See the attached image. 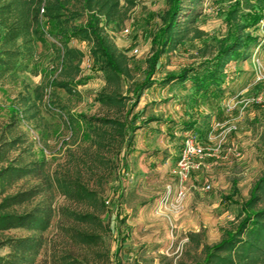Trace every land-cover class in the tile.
I'll return each mask as SVG.
<instances>
[{"label":"rangeland","instance_id":"1","mask_svg":"<svg viewBox=\"0 0 264 264\" xmlns=\"http://www.w3.org/2000/svg\"><path fill=\"white\" fill-rule=\"evenodd\" d=\"M118 1L120 13L109 22L100 17V29L123 72L102 70L94 42L73 38L67 49L41 18L45 39L0 82V130L11 125L25 134L57 180L76 178L94 194L76 203L58 181L46 237H66L68 212L93 214L108 228L109 264H200L204 247L243 220L264 179V0H184L175 43L153 77L152 34L163 28L171 0ZM90 15L84 0H67L55 34L85 26ZM240 29L257 41L226 63L220 94L198 91L193 78ZM64 82L71 91L56 85ZM190 136L207 156L187 171ZM258 194L256 209H263L264 190Z\"/></svg>","mask_w":264,"mask_h":264},{"label":"trees","instance_id":"2","mask_svg":"<svg viewBox=\"0 0 264 264\" xmlns=\"http://www.w3.org/2000/svg\"><path fill=\"white\" fill-rule=\"evenodd\" d=\"M183 1L171 0L163 28L152 34L156 53L151 58L149 77L158 70L161 55L175 43ZM84 3L91 13L87 24L71 32L60 30L55 34V24L60 11L66 8L67 0H0V82L17 69L23 53L27 54L25 51L32 43L45 39L46 30L41 18L52 25L51 36L57 37L64 47L68 49L73 38L94 42V54L105 60L102 70L114 75L122 73L121 65L100 29V17L109 22L120 13L119 1L84 0ZM251 18L256 24L262 21L261 16ZM241 33V29L236 30L231 43L208 63L202 75L193 78L198 91L204 90L208 96L222 92L226 63L242 57V51L257 41L251 36H240ZM187 74L189 72H184L177 79L185 80ZM56 85L71 91L66 82ZM14 115L17 120L16 110ZM28 141L25 134L16 133L11 125L0 130V252L7 251L0 255V264H109L110 252L103 242L108 228L99 216L68 212L65 215L68 226L63 225L66 237L58 242L45 236L55 218L52 191L58 181L67 198L76 203L86 202L94 194L76 178L57 180L44 160L34 158L32 144ZM262 190L264 179L257 194L244 204L243 220L236 228L226 230L219 243L204 247L200 264H264V208L256 209L261 200L258 193ZM13 232H26L27 235L15 236ZM43 253L44 259L40 260Z\"/></svg>","mask_w":264,"mask_h":264},{"label":"built area","instance_id":"3","mask_svg":"<svg viewBox=\"0 0 264 264\" xmlns=\"http://www.w3.org/2000/svg\"><path fill=\"white\" fill-rule=\"evenodd\" d=\"M123 32L125 34H129L130 30L125 29ZM206 152L207 149L201 146L193 136L187 138L183 151V163H185L186 165L185 169H187V171L188 169H200V167L202 166L201 160H203V158L207 156ZM192 158H197L196 164H191V162H189ZM190 164L192 166H189ZM207 189H210V186H207ZM180 195L185 196L184 189L181 190Z\"/></svg>","mask_w":264,"mask_h":264}]
</instances>
